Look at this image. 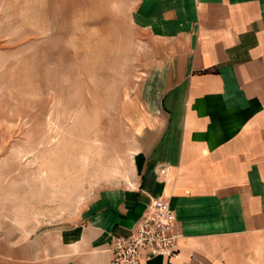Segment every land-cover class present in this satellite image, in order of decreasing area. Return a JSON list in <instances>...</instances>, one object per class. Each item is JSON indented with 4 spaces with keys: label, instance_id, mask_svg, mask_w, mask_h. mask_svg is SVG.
<instances>
[{
    "label": "rangeland",
    "instance_id": "1",
    "mask_svg": "<svg viewBox=\"0 0 264 264\" xmlns=\"http://www.w3.org/2000/svg\"><path fill=\"white\" fill-rule=\"evenodd\" d=\"M141 2L0 0V264H52L129 184L175 37Z\"/></svg>",
    "mask_w": 264,
    "mask_h": 264
},
{
    "label": "crops",
    "instance_id": "2",
    "mask_svg": "<svg viewBox=\"0 0 264 264\" xmlns=\"http://www.w3.org/2000/svg\"><path fill=\"white\" fill-rule=\"evenodd\" d=\"M140 13L175 34L158 103L129 184L98 193L52 264H110L112 238L156 198L181 233L172 264H264V0H145Z\"/></svg>",
    "mask_w": 264,
    "mask_h": 264
},
{
    "label": "built area",
    "instance_id": "3",
    "mask_svg": "<svg viewBox=\"0 0 264 264\" xmlns=\"http://www.w3.org/2000/svg\"><path fill=\"white\" fill-rule=\"evenodd\" d=\"M166 173L165 168L160 174ZM181 237L175 212L163 198L154 199L129 236L113 237L110 246V264H148L162 258L172 264L179 255Z\"/></svg>",
    "mask_w": 264,
    "mask_h": 264
}]
</instances>
